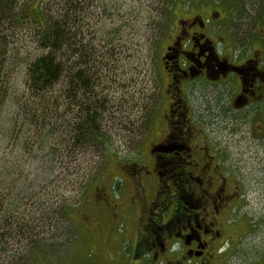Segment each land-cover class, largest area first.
Returning a JSON list of instances; mask_svg holds the SVG:
<instances>
[{
  "label": "rangeland",
  "instance_id": "1",
  "mask_svg": "<svg viewBox=\"0 0 264 264\" xmlns=\"http://www.w3.org/2000/svg\"><path fill=\"white\" fill-rule=\"evenodd\" d=\"M17 1L24 9V6L33 7L37 0ZM53 1L60 2L50 0V4ZM87 1H92V5L85 6L88 10L84 13L83 43L88 45L90 42L98 48L99 61L104 65L100 77L105 82L97 90L102 89L100 95L108 101V111L115 117L109 124L114 125L110 131L118 135L112 151L89 149L87 153L72 157L74 161L69 167L67 162L72 158L65 156L63 163H53L52 156L46 151V143L42 144L45 151L40 152L41 143L33 129L24 134L25 123L21 120L16 126L12 123V117L23 103L22 96L31 95L27 86L29 63L43 54L38 19L31 12L16 28L17 40L8 36L5 62L8 87H13L19 96L9 100L2 111L6 126L14 125L15 132L0 140V158L11 161L13 178L19 175L16 184L18 180L27 179L31 197L29 205L34 202L36 209V198H39L44 212L33 215L34 230L26 250L22 251L23 242L12 239L5 251L0 250V264L18 263V260L19 264L106 263L115 255L113 250L116 253L126 251L130 238L135 237L137 222L132 217L129 223L130 212L125 207L132 198L135 184L132 181L144 183L147 179H158L145 171L153 167L157 157L156 153L150 152V147L162 131H168L162 115L167 111L169 100L160 93L156 78L159 77L162 48L170 35L166 29L172 27L169 17L177 19L184 9L187 12L188 9L204 8L209 0ZM210 1L233 6L230 17L234 31L239 30L244 11L236 5L237 0ZM45 4L43 2L42 10L47 8ZM170 8L171 14L166 16L165 9ZM223 10L229 13V9ZM247 12L249 19L251 10ZM3 34L5 32L0 36ZM195 89L194 94L189 92L182 96L188 101L192 141L201 147L208 145L210 150L200 154H204L205 161H212L213 169L219 164V169L229 180L225 194L236 196L231 199L230 216L227 215L228 220L223 222L236 234H241L228 264H241L242 260H249L257 252L259 255L264 253V113H259L264 104L238 110L232 114L233 122L224 127L221 120H215L213 124L208 122L207 116L203 120L201 112L207 97H215L221 91L225 95L224 90L228 87L196 83ZM51 136L50 146L60 143V131L55 138ZM22 137L29 141L25 149L19 144ZM62 137L64 139L65 135ZM181 156L184 162L188 160L190 163L202 157ZM133 164L141 165V170L136 172L131 167ZM183 168L195 176L200 174L194 164ZM106 190H110L109 200L103 195ZM156 191L159 200L164 201L169 189L154 185L149 189L148 198H153ZM213 191L214 188L211 193L215 194ZM114 204L121 208L118 216L110 208ZM42 216L48 220L41 221ZM2 246L0 244V248ZM27 254L31 257L26 258Z\"/></svg>",
  "mask_w": 264,
  "mask_h": 264
},
{
  "label": "flooded vegetation",
  "instance_id": "2",
  "mask_svg": "<svg viewBox=\"0 0 264 264\" xmlns=\"http://www.w3.org/2000/svg\"><path fill=\"white\" fill-rule=\"evenodd\" d=\"M236 5L244 11L236 32L230 17L233 6L224 2L209 0L204 8L184 9L180 17H172L156 78L160 93L169 100L162 115L168 131H162L150 147L157 157L145 171L158 179L132 181V198L125 207L130 212L129 223L132 217L136 219L135 237L130 238L126 251L113 250L115 255L104 264H228L235 253L241 234L223 221L228 220L231 199L236 196L225 194L229 180L219 164L213 169L212 161H205L200 154L210 150L208 145L193 144L188 101L182 96L194 94L195 84L201 83L228 87L219 104H229L235 111L264 104V0H237ZM247 9L253 13L249 19ZM237 99L242 100L241 106ZM206 105L201 112L203 120L208 113ZM222 122L226 127L233 121L226 116ZM183 154L202 157L190 163L184 162ZM192 162L200 173L196 176L183 168ZM131 167L141 170L139 164ZM154 185L169 189L164 201L159 200L157 191L148 198ZM109 193L103 194L107 200ZM110 208L115 216L121 214L118 204ZM241 264H264V253L257 252Z\"/></svg>",
  "mask_w": 264,
  "mask_h": 264
},
{
  "label": "trees",
  "instance_id": "3",
  "mask_svg": "<svg viewBox=\"0 0 264 264\" xmlns=\"http://www.w3.org/2000/svg\"><path fill=\"white\" fill-rule=\"evenodd\" d=\"M49 1L37 0L33 7L24 6L23 9L17 0H0V33L5 32L0 36V140L6 136L11 137L21 120L26 126L25 130L22 129L24 134L33 129V133L39 137L40 152L45 151L42 144L46 143V151L52 156V162L61 164L65 156L78 157L89 149L112 151L118 133L110 131L111 128L114 129V125L109 124L115 117L108 111V101L100 95L102 89L97 90L105 82L100 77L104 65L99 61L98 48L90 42L88 45L87 42L83 43L84 13L88 10L85 6L92 5V1L60 0L51 4ZM43 2H46L45 10H42ZM31 12L38 19L43 54L29 63L27 86L31 95L22 96L23 103L18 113L12 117L15 126L7 127L2 111L9 100L14 96L18 99L19 96V92L13 87H8L9 76L5 63L8 56V36L15 40L16 28L26 21ZM165 12L166 16L171 14V8L165 9ZM169 19H172L171 15ZM222 95V92H218L215 97L204 96L207 97L205 104L207 102V117L211 124L215 120H224L226 116L227 119H233L232 114L237 113L230 105L219 104L223 99ZM259 113H264V108ZM139 129L141 130L140 127ZM59 131L60 143L50 146L48 143L51 135L55 138ZM62 135H65L64 139ZM19 144L25 149L29 141L22 137ZM60 145L62 147H58ZM73 161L72 158L67 165L70 167ZM10 162L6 158H0V244L3 245L0 250L5 251L10 241L17 239L23 242L24 251L34 230L33 215L44 212L43 202L36 198V209L34 202L29 205L31 197L26 186L27 179L18 180L16 184L19 175L16 179L13 178V166ZM64 213L67 214V211ZM36 219L43 221L46 218L42 216ZM28 257L31 255L27 254L26 258ZM22 258L24 260L25 257ZM19 261L11 264H19Z\"/></svg>",
  "mask_w": 264,
  "mask_h": 264
},
{
  "label": "water",
  "instance_id": "4",
  "mask_svg": "<svg viewBox=\"0 0 264 264\" xmlns=\"http://www.w3.org/2000/svg\"><path fill=\"white\" fill-rule=\"evenodd\" d=\"M243 104L241 99H237V106H241Z\"/></svg>",
  "mask_w": 264,
  "mask_h": 264
}]
</instances>
